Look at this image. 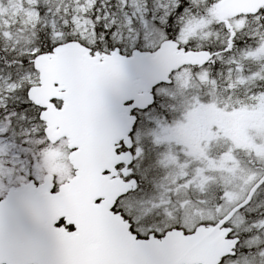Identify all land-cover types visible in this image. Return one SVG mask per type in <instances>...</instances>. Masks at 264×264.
<instances>
[{
	"label": "water",
	"instance_id": "1",
	"mask_svg": "<svg viewBox=\"0 0 264 264\" xmlns=\"http://www.w3.org/2000/svg\"><path fill=\"white\" fill-rule=\"evenodd\" d=\"M263 6L264 0H223L220 14H255ZM178 45L167 40L155 52L136 50L126 57L120 50L92 55L70 41L35 59L41 85L30 90V99L44 108L41 120L50 140L66 136L76 148L70 154L76 175L56 192L49 174L42 184L22 183L0 199V264H218L232 252L234 239L211 236L249 199L212 228H174L162 237L139 238L112 209L128 185L102 175L117 162L110 146L129 140L135 122L124 103L135 100L136 108L146 109L153 88L169 82L174 70L209 57ZM55 98L64 100L61 109L52 103ZM60 219L76 230L55 227Z\"/></svg>",
	"mask_w": 264,
	"mask_h": 264
},
{
	"label": "rangeland",
	"instance_id": "2",
	"mask_svg": "<svg viewBox=\"0 0 264 264\" xmlns=\"http://www.w3.org/2000/svg\"><path fill=\"white\" fill-rule=\"evenodd\" d=\"M45 1L44 5L50 7L49 11H52L55 17L56 26L52 29L58 39L65 41L67 37H73L76 40L84 39L91 45L98 38L97 22L101 21L103 16L106 21L104 28L115 34L119 47L126 51H132L139 44L146 47L152 43L154 45L149 48L156 47L165 38L170 37L171 34L167 32L170 26L174 29L177 40L183 43H193L199 39L215 42L217 38L222 37L221 48L226 52L230 48L226 28L233 27L232 49L248 50L246 73L250 80H243L241 83L254 85V91H245L242 97L237 92L228 95L226 88H218L214 95L217 103L212 104L208 89L204 85L203 94L196 96L201 83H195L194 79L192 85H195L189 90L193 95L178 97L177 94L183 93L182 88H176V94H171L170 89L162 87L158 89L161 108L140 115L138 134L146 128L147 122L144 120L153 117V114L166 118L164 103L167 97L172 100L179 99L173 109L178 111V116L182 119L195 117L199 112H202L204 117L217 118L220 123L228 119L238 122L243 117L264 119V10L255 19L236 18L230 23L225 22L226 26L221 23L219 14L222 0ZM176 3L188 8L179 20L176 19L177 13L174 11ZM38 4L39 0H0V47L10 54L8 61L17 58L8 63V67L0 68V107L6 105L8 97L14 95L21 99L25 88L39 83V74L31 69V60L40 54V48L31 44L30 33L27 32L37 25ZM169 13L172 14L171 25L165 23ZM14 29L19 30L16 35L13 33ZM218 32L221 35H218ZM197 46L194 43L192 48ZM255 60H258L261 66L252 68L251 64ZM198 79L205 81L204 77ZM190 80L191 75L185 76L184 85ZM182 83L181 77L177 76L174 85ZM179 127L180 125L175 126ZM44 128L45 124L31 120L17 124L13 120V114L0 118V196L11 186L27 180L30 176L43 181L47 173H53L57 184L73 176V167L68 158V140L62 139L51 144ZM164 134L162 127L155 129L151 134L152 142L161 145L160 149L141 153L144 158L150 155L152 162L155 155H161V168L165 164L166 156L162 147L165 142ZM201 175L200 166L193 163L156 171L151 179L146 178L147 181L150 180L149 185L125 199L121 207L133 221L136 220L135 226L145 234L151 231L161 233L174 225L185 226L191 230L199 225L202 219H212L209 207L192 202L188 198L189 188H200L198 179ZM173 196L176 199L174 203L171 199ZM229 208L228 205L219 206V211Z\"/></svg>",
	"mask_w": 264,
	"mask_h": 264
},
{
	"label": "flooded vegetation",
	"instance_id": "3",
	"mask_svg": "<svg viewBox=\"0 0 264 264\" xmlns=\"http://www.w3.org/2000/svg\"><path fill=\"white\" fill-rule=\"evenodd\" d=\"M260 15L261 11L257 15L231 17L226 23L243 17L255 19ZM226 33L230 46L226 52L221 48L222 37L217 38L215 42L199 39L193 43H182L189 49L210 52L212 56L209 59L203 56L200 63L182 67L173 74V81L166 88L174 92L176 88H182L183 93L180 95H193L189 91L195 85H192V82H200L196 96L203 94L205 86L212 104L217 103L214 95L218 88H226L228 95L237 92L242 97L245 91L253 92L254 85L241 83L243 80H250L246 73L248 50L232 49L233 27L229 29L227 26ZM194 43L198 45L196 48H192ZM251 66L256 68L261 65L255 60ZM187 75H191V80L184 85V78ZM177 76L181 77L183 83L174 86ZM199 77H204L205 81L198 79ZM162 87L165 86L160 85L154 91L158 92ZM166 99L164 103L166 118L151 117L144 120L147 124L146 128L141 130V140L138 129L134 137L131 132V140H128L127 144L130 142L134 144L137 148L134 153L121 151V146L127 144L123 140L116 141L113 151L121 156V160L114 168L103 174L111 180L120 179L139 185L138 171L144 157L141 153L160 149L161 145L152 142L151 134L158 127H162L165 131V142L162 145L166 151L165 164L161 168L159 163L161 155H155L153 162L149 161L152 174L164 169L182 167L187 163L199 165L202 174L198 179L200 188H189L188 198L210 208V216L216 217L212 224H216L250 196L249 202L238 210L217 234L226 232L229 238L238 239L234 251L236 256L240 257L239 264H264V182L251 194L252 188L264 176V119L243 117L238 122L228 119L220 123L217 118L204 117L202 112L195 117L182 119L178 116V111L173 109L179 99L172 100L171 97ZM129 104L132 102L127 103ZM137 114L140 115L138 111ZM177 125L180 127L175 128ZM125 153H130L131 156L124 157ZM130 177H135L134 182ZM136 190L137 188H134L132 191ZM171 199L173 203L176 200L174 196ZM224 205L231 208L219 211V206ZM235 260L236 257L231 254L223 258L219 264H235Z\"/></svg>",
	"mask_w": 264,
	"mask_h": 264
},
{
	"label": "trees",
	"instance_id": "4",
	"mask_svg": "<svg viewBox=\"0 0 264 264\" xmlns=\"http://www.w3.org/2000/svg\"><path fill=\"white\" fill-rule=\"evenodd\" d=\"M53 1V0H52ZM46 3L45 0H39L38 8H39V19L37 25L28 29L27 32L30 33L31 44L40 48V52H48L49 48L53 49L55 45L60 43V39L56 37L55 32L52 27H55V17H53L52 11H49L50 7L48 5H44ZM173 21V20H172ZM105 19L101 16V21L97 22V29L103 27L105 24ZM19 30L14 29V35L17 34ZM111 31L107 29L106 32L100 33L98 38L93 41L91 46L97 43V40H103L105 35H110ZM73 37H67L66 39H72ZM82 43H85L84 39H80ZM53 41L55 44L53 45ZM139 47H143V45L139 44ZM94 50H104V46L101 45L100 48L93 47ZM10 54L8 52L5 53L4 50L0 47V68L8 67V63L13 62L17 58H12L10 61ZM20 92V91H19ZM22 95H26V92H23ZM6 108L0 107V118L6 116L7 114H13V120L19 124L26 122L27 120H38L40 109L33 105L27 97H23V99H17L14 95L8 97L6 101Z\"/></svg>",
	"mask_w": 264,
	"mask_h": 264
},
{
	"label": "snow or ice",
	"instance_id": "5",
	"mask_svg": "<svg viewBox=\"0 0 264 264\" xmlns=\"http://www.w3.org/2000/svg\"><path fill=\"white\" fill-rule=\"evenodd\" d=\"M174 11L177 13V16H176V19L179 20L182 16H183V13L188 11V8L185 7V6H182L180 3H176L175 5V8H174ZM172 14L169 13L168 14V18L167 20H165V23L168 24V25H171L172 24ZM107 29L101 27L99 29H97V32H98V35L100 33H104L106 32ZM167 32L170 35V38L172 40H175L176 38V33L174 31V29L172 27H168L167 28ZM53 45L55 44V41L52 42ZM101 45L104 46L105 50L107 51L108 49H112L113 51H119V47H118V42L116 41L115 39V34H110V35H105L104 36V39L103 40H97V43L95 45H93V47H96V48H100ZM52 49L49 48V51H51ZM99 54V53H98ZM30 62V61H29ZM159 96H154L152 101H151V109H156V110H159L161 108V105L159 103ZM7 106L5 105V108ZM128 107L131 109V115L132 117L134 118V120L136 121L135 123V127L132 129V136L134 137L135 134H136V129H138L140 127V121H141V116L137 114V110H136V106H135V103L133 102L132 104H129ZM130 140H131V137H130ZM121 151H130V152H136L137 151V148L134 146L133 143H129L127 145H122L121 146ZM133 182L135 180V177H130ZM66 224V221L64 219H60L58 222H57V227L58 228H63L64 225ZM73 226L71 224L68 225V229L69 230H72ZM131 231L133 233H136V234H140V235H143L145 233H143V231L141 229H138L136 226H131ZM232 256L233 257H236V260H235V264H239V261H240V257L236 256V253L235 251L232 253Z\"/></svg>",
	"mask_w": 264,
	"mask_h": 264
}]
</instances>
